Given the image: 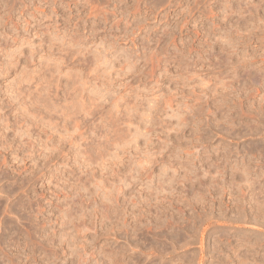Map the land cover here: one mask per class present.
Listing matches in <instances>:
<instances>
[{
	"label": "rangeland",
	"instance_id": "1",
	"mask_svg": "<svg viewBox=\"0 0 264 264\" xmlns=\"http://www.w3.org/2000/svg\"><path fill=\"white\" fill-rule=\"evenodd\" d=\"M0 264H264V0H0Z\"/></svg>",
	"mask_w": 264,
	"mask_h": 264
}]
</instances>
